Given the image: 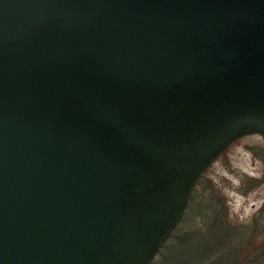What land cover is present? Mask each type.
<instances>
[{"label":"water","instance_id":"95a60500","mask_svg":"<svg viewBox=\"0 0 264 264\" xmlns=\"http://www.w3.org/2000/svg\"><path fill=\"white\" fill-rule=\"evenodd\" d=\"M253 134L264 0H0V264H151Z\"/></svg>","mask_w":264,"mask_h":264},{"label":"trees","instance_id":"16d2710c","mask_svg":"<svg viewBox=\"0 0 264 264\" xmlns=\"http://www.w3.org/2000/svg\"><path fill=\"white\" fill-rule=\"evenodd\" d=\"M198 197L194 188L182 220L152 264L172 258L174 264H264V240L255 247L264 229V208L255 226L236 225L220 212L211 215Z\"/></svg>","mask_w":264,"mask_h":264},{"label":"rangeland","instance_id":"374dc122","mask_svg":"<svg viewBox=\"0 0 264 264\" xmlns=\"http://www.w3.org/2000/svg\"><path fill=\"white\" fill-rule=\"evenodd\" d=\"M199 180L195 194L211 215L220 212L236 225L255 226L264 208V139L259 135L242 137ZM263 240L264 229H260L255 247ZM174 263L172 258L167 264Z\"/></svg>","mask_w":264,"mask_h":264}]
</instances>
